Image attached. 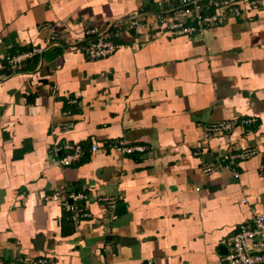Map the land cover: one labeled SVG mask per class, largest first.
<instances>
[{"label": "crops", "instance_id": "obj_1", "mask_svg": "<svg viewBox=\"0 0 264 264\" xmlns=\"http://www.w3.org/2000/svg\"><path fill=\"white\" fill-rule=\"evenodd\" d=\"M178 1L0 0V264H218L237 226L264 214V0L194 37L160 29ZM86 26L121 30L120 47L89 59ZM235 117L256 123L204 136ZM116 140L142 150L114 153ZM74 144L85 155L60 165ZM248 146L234 169L200 172ZM57 188L85 195L78 227L48 198Z\"/></svg>", "mask_w": 264, "mask_h": 264}, {"label": "built area", "instance_id": "obj_2", "mask_svg": "<svg viewBox=\"0 0 264 264\" xmlns=\"http://www.w3.org/2000/svg\"><path fill=\"white\" fill-rule=\"evenodd\" d=\"M241 0H208L203 4L201 0H179L178 4L157 15L160 29L171 36L194 37L200 34L206 27L222 24L229 15L238 16L241 11ZM212 9L209 13L206 10ZM130 25L136 29L143 28L137 20L130 19ZM50 41L57 40L56 30H51ZM85 38L81 41L79 48L91 60L104 58L120 47L118 41L121 30H115L107 35L100 33L94 27H84ZM47 43V45H48ZM45 46L31 47L21 53L6 57V64L11 70L19 69L22 63L37 53H41ZM256 119L253 117H235L211 121L201 125L206 137L211 135H224L237 127L254 125ZM70 151L59 158L62 166H69L80 161L86 153V148L80 144L69 146ZM108 148L114 153H132L141 151V147L126 145L122 140H116L108 144ZM98 145L92 143L89 147L91 153L97 151ZM256 154L254 147H242L236 152H225L213 158V161L202 164L200 172L209 175L222 172L232 168L237 159L246 160ZM234 176L238 172L233 170ZM83 194H70L57 188L50 198L58 201L69 213L70 219L78 227L80 219L89 216L78 207L76 201L84 198ZM112 202L108 200V204ZM21 264H55L48 256H39L32 259H19ZM218 264H264V214L253 212L250 220L240 223L236 231L229 238V249L219 259Z\"/></svg>", "mask_w": 264, "mask_h": 264}]
</instances>
